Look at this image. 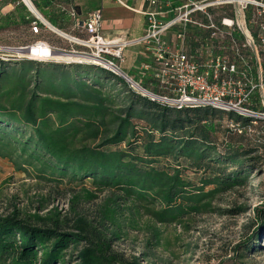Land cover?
Segmentation results:
<instances>
[{
	"label": "trees",
	"instance_id": "trees-1",
	"mask_svg": "<svg viewBox=\"0 0 264 264\" xmlns=\"http://www.w3.org/2000/svg\"><path fill=\"white\" fill-rule=\"evenodd\" d=\"M33 4L53 22L43 11L46 0ZM121 83L96 66L0 58V157L22 173L88 183L92 191L72 197V219L16 210L1 216L0 264H145L146 254L126 256L116 249L121 217L131 224L146 218L151 239L160 243L157 226L208 212L212 199L245 185L260 164L257 146L235 148L226 141L219 147L213 141L220 111L170 109ZM141 87L155 91L153 84ZM189 171L199 186L184 178ZM95 193L108 194L104 206L93 217L77 212ZM253 212L251 239L257 241L264 205Z\"/></svg>",
	"mask_w": 264,
	"mask_h": 264
},
{
	"label": "built area",
	"instance_id": "built-area-1",
	"mask_svg": "<svg viewBox=\"0 0 264 264\" xmlns=\"http://www.w3.org/2000/svg\"><path fill=\"white\" fill-rule=\"evenodd\" d=\"M113 1L127 8L124 0ZM144 1L145 32L133 42L115 44L105 40L100 35V10L90 12L83 21L71 13L75 28L85 35L70 38L80 50H59L36 41L22 48L34 46L47 49L48 54L15 58L96 66L123 78L132 90L167 108L220 111L231 116L226 125L228 135L244 138L249 145L263 150L264 0H178L177 6L171 0ZM20 2L31 10L25 0ZM30 12L34 16L29 24L32 35H40L42 28L59 34L36 11ZM190 30L204 34L194 51L188 48ZM172 31L176 42L173 46L165 38ZM131 45L143 46L151 54L155 91L143 89L119 70L115 60H122L120 48Z\"/></svg>",
	"mask_w": 264,
	"mask_h": 264
},
{
	"label": "rangeland",
	"instance_id": "rangeland-1",
	"mask_svg": "<svg viewBox=\"0 0 264 264\" xmlns=\"http://www.w3.org/2000/svg\"><path fill=\"white\" fill-rule=\"evenodd\" d=\"M72 35L76 33L72 32ZM47 38L55 43L61 41L52 32L33 39ZM32 40H25L24 43L30 46ZM17 48L14 47V42L6 40L3 34L0 35V57L8 62L15 61L17 54L13 53V49ZM119 78L123 81L121 84L130 86L123 78ZM115 82L119 84L116 80L113 83ZM227 119L228 115L217 113L214 120L216 137L213 141L219 147L225 145L226 141L234 147L240 144L249 146L244 138L228 135ZM234 147L232 149L236 150ZM258 155L261 156L257 153L251 157ZM262 155L258 160L260 164L252 170L246 184L216 196L211 200L208 212L190 215L179 225L157 226L161 234L160 243L151 239L146 218L134 220V224H131L130 217H121L119 224L122 227V239L116 249L126 256L146 254L148 259L145 264H264V231H260L259 239L255 241L251 239L255 227L250 225L253 224V210L264 205V149ZM27 170V173H22L12 163L0 157V217L16 210L24 216L54 218L58 214L60 220L75 218L71 199L77 194L84 198V192L91 191L90 185L69 183L67 179L62 182L41 179L35 171ZM184 178L199 186L200 180L196 174L189 171ZM94 195L96 199L89 202L83 199L76 211L93 217L108 199V194L105 193ZM248 246H251L250 251L246 249ZM72 253L75 254V250L72 249L68 256Z\"/></svg>",
	"mask_w": 264,
	"mask_h": 264
},
{
	"label": "crops",
	"instance_id": "crops-1",
	"mask_svg": "<svg viewBox=\"0 0 264 264\" xmlns=\"http://www.w3.org/2000/svg\"><path fill=\"white\" fill-rule=\"evenodd\" d=\"M33 9L40 15L38 10L30 0ZM47 7L43 9L53 22H48L55 30L61 34L60 43L50 41L49 38L36 40L29 31V24L34 19L26 6L20 0H0V35H4L6 40L14 42V47L22 48L27 46L25 40L33 39L29 44L42 41L52 48L59 50H80L73 44L70 38L85 37L74 26L75 15L79 21L87 18L88 14L95 10H100L102 14V29L100 35L107 41L115 44L129 43L143 36L146 27V19L142 14L146 9L144 0H124L127 8L117 5L113 0H46ZM174 6L179 5L178 0H171ZM41 17V15H40ZM42 18V17H41ZM43 19V18H42ZM49 31L41 29V34ZM75 32L76 35H72ZM53 33V32H52ZM63 34V35H62ZM65 35V36H64ZM175 31L166 35V39L171 46L175 45ZM39 36V35H38ZM204 34L199 30H190L188 35V48L194 51ZM122 60H115L119 70L139 84H149L152 87L154 65L152 57L143 46L131 45L120 48ZM58 58L63 57L57 55ZM70 57V56H67Z\"/></svg>",
	"mask_w": 264,
	"mask_h": 264
},
{
	"label": "bare ground",
	"instance_id": "bare-ground-1",
	"mask_svg": "<svg viewBox=\"0 0 264 264\" xmlns=\"http://www.w3.org/2000/svg\"><path fill=\"white\" fill-rule=\"evenodd\" d=\"M27 3H28V5H29V7H30V9L32 10V11H35L34 9H33V7L29 4V2L27 1V0H25ZM39 17H40V15H38ZM41 18V17H40ZM60 34V33H59ZM63 35V34H62ZM65 36V35H64ZM43 54H48V51H47V49H39V48H36V47H31V48H29L28 50H27V55L28 56H31V57H33V56H38V55H43Z\"/></svg>",
	"mask_w": 264,
	"mask_h": 264
},
{
	"label": "water",
	"instance_id": "water-1",
	"mask_svg": "<svg viewBox=\"0 0 264 264\" xmlns=\"http://www.w3.org/2000/svg\"><path fill=\"white\" fill-rule=\"evenodd\" d=\"M27 50H28L27 48H17V49H13V53L21 56H27Z\"/></svg>",
	"mask_w": 264,
	"mask_h": 264
}]
</instances>
